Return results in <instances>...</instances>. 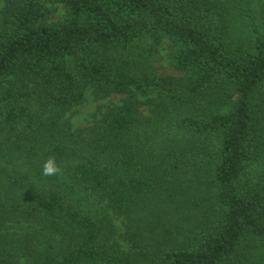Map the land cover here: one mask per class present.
I'll list each match as a JSON object with an SVG mask.
<instances>
[{
	"label": "trees",
	"instance_id": "16d2710c",
	"mask_svg": "<svg viewBox=\"0 0 264 264\" xmlns=\"http://www.w3.org/2000/svg\"><path fill=\"white\" fill-rule=\"evenodd\" d=\"M90 92L124 99L76 129ZM258 242L264 0H0V264H247Z\"/></svg>",
	"mask_w": 264,
	"mask_h": 264
},
{
	"label": "rangeland",
	"instance_id": "374dc122",
	"mask_svg": "<svg viewBox=\"0 0 264 264\" xmlns=\"http://www.w3.org/2000/svg\"><path fill=\"white\" fill-rule=\"evenodd\" d=\"M49 7L55 11L53 17L51 18L50 22H57L61 19H63L66 16V7L62 4H55L51 3L49 4ZM169 51H168V45H164L161 50V56L159 58L158 63H156V67L160 69V71L166 75H173L174 71L169 66ZM204 99H211V100H217L221 99V101L218 103L221 110L225 113L230 110L231 105L233 104V101L226 95V93H223L219 95L218 97L215 95L210 94H204ZM124 97L119 95H112L107 99L104 100H98L95 96L89 93L86 102L76 108L73 114H71V119L73 126L76 129H82L86 128L96 122L98 120L102 113L106 110L109 106H120L122 105ZM199 100V99H198ZM202 101V100H200ZM205 103V102H204ZM152 105H146L142 108L143 115L148 117L152 115ZM205 196V193H203ZM123 218H115L114 224L119 226L120 231L123 230L124 225ZM5 232L8 233V235L11 237L14 242H21L22 238H24L25 231L19 226V223L10 221L9 223H6V229H4ZM34 234V233H33ZM42 234V233H40ZM37 238H34L36 242H41L43 237H46L44 235L38 236ZM45 239V238H44ZM45 245V244H44ZM43 248L45 249V246ZM247 264H264V244L258 242L256 245H253L251 249L248 250V260Z\"/></svg>",
	"mask_w": 264,
	"mask_h": 264
},
{
	"label": "clouds",
	"instance_id": "9594fccd",
	"mask_svg": "<svg viewBox=\"0 0 264 264\" xmlns=\"http://www.w3.org/2000/svg\"><path fill=\"white\" fill-rule=\"evenodd\" d=\"M59 172L53 159H48L43 164L42 174L45 176L53 175Z\"/></svg>",
	"mask_w": 264,
	"mask_h": 264
}]
</instances>
